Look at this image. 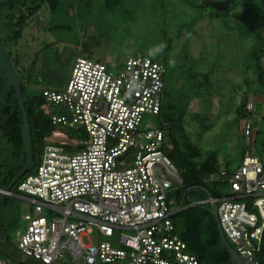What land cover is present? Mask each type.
<instances>
[{
	"label": "built area",
	"instance_id": "built-area-1",
	"mask_svg": "<svg viewBox=\"0 0 264 264\" xmlns=\"http://www.w3.org/2000/svg\"><path fill=\"white\" fill-rule=\"evenodd\" d=\"M165 72L163 63L139 52L120 65L77 56L62 90H42L39 108L52 130L38 164L13 184L15 193L0 188L1 198L29 203L16 247L0 240V264H204L171 220L185 206L211 212L235 264H259L263 164L245 149L237 165L217 166L201 182L185 184L162 151L163 121L140 128L145 115L159 113ZM253 109L245 95L246 146ZM212 184L223 185L219 194L209 193ZM192 190L202 196L191 198ZM182 200L187 204L180 206Z\"/></svg>",
	"mask_w": 264,
	"mask_h": 264
},
{
	"label": "rangeland",
	"instance_id": "rangeland-1",
	"mask_svg": "<svg viewBox=\"0 0 264 264\" xmlns=\"http://www.w3.org/2000/svg\"><path fill=\"white\" fill-rule=\"evenodd\" d=\"M200 1L58 0L54 11L43 4L25 20L16 43L4 41V46L19 83L39 91L62 90L77 56L120 65L137 52L150 57L164 55L167 84L185 93L201 94L190 98L188 109L201 113L205 122L184 119L188 138L201 154L212 152L218 166L232 167L247 149L260 158L264 167V104L260 105L264 77L258 80L259 68L264 76V56L256 60L253 55L255 50L264 52V36H257L255 28H237L242 21L247 26H253V21L256 24L252 6L260 3L254 0L251 6L236 0L227 12H218L199 5ZM10 6L15 10L19 3ZM193 68L207 76L210 83L205 90L184 86L188 69ZM244 90L254 105L248 146L235 111ZM145 122L159 125L152 115L143 117L141 129ZM62 131L68 136L73 134ZM167 148L170 150L171 144ZM9 149L10 144L0 137V155ZM38 153H34L25 174L39 161ZM6 185L0 184V188ZM11 191L15 193V185ZM27 207L29 203L18 196L0 195V240L8 248L17 245L16 238L25 225L21 213Z\"/></svg>",
	"mask_w": 264,
	"mask_h": 264
},
{
	"label": "trees",
	"instance_id": "trees-1",
	"mask_svg": "<svg viewBox=\"0 0 264 264\" xmlns=\"http://www.w3.org/2000/svg\"><path fill=\"white\" fill-rule=\"evenodd\" d=\"M244 1L250 3L248 5L252 6L254 0H243V4ZM43 4H46L50 10L54 11L58 4V0H25L19 2V6L15 10L11 9L12 6L3 7L0 12V36L3 44L4 41H8L10 44L16 43V39L19 37L20 30L25 20L35 14ZM230 5H236V0ZM242 6L244 8V5ZM252 9L254 10V14L258 15L264 21V14L261 7L255 5L252 6ZM227 11L228 10L225 12ZM253 55H255L256 60H258L259 57L264 56V52L255 50ZM150 58L160 62L162 61L161 63L164 65V55H154ZM1 66L2 62L0 60V70ZM259 70L258 80H261L264 76L261 68H259ZM188 72L189 75L187 74V80L184 84L185 87L191 88L194 86L197 90H205V88L209 86L208 83L210 82L205 74L202 72L198 73L195 68H193V70L188 69ZM190 81L192 83H190ZM20 87L30 127L32 158L35 152H39V160L42 148L47 143L44 138L50 134L52 125L49 117L39 108L44 100L42 91L26 87L21 83ZM162 90L160 110L157 115H154L158 118L159 123L160 121L164 123L162 126L164 136L162 151H164L179 169L183 179L182 181L185 184L189 182H201L200 180L217 168L218 163L214 153L207 152L204 156L201 154L199 147L189 140L184 127V119L187 117L201 124L205 122V118L201 113H193L188 109L190 98L200 93L198 91H195V93L190 91L185 93L183 90H176V88L174 89L169 83L167 84L165 76ZM244 102L245 99H242V102L235 109L239 118L242 116ZM22 125L23 119L14 90L9 76L5 72L2 76V84L0 87V137H3L10 144V149L7 150L6 153L0 155V184H7L25 160L26 150L23 140ZM34 142H36V144H34ZM168 143L171 144L170 150L167 148ZM38 162L39 161L34 164L32 169H29V172L35 168ZM220 185L221 184H212L208 186L207 190L211 195H217L223 186ZM180 193V191L175 192L177 201L180 199ZM189 193L191 198L199 197V195L196 194L198 193L196 190H192ZM177 204L179 206V202ZM186 204L187 201L182 200L180 206ZM175 207H177V205H175ZM171 220L174 224L176 233L186 243L187 250L199 255L204 264H235L230 257L227 247L223 241H221L222 239L220 238L213 215L211 212L207 211L205 207L185 206L173 212ZM260 241L261 244L256 257L259 264H264V229Z\"/></svg>",
	"mask_w": 264,
	"mask_h": 264
},
{
	"label": "water",
	"instance_id": "water-1",
	"mask_svg": "<svg viewBox=\"0 0 264 264\" xmlns=\"http://www.w3.org/2000/svg\"><path fill=\"white\" fill-rule=\"evenodd\" d=\"M22 1L24 0L0 1V12L3 7L10 6L12 4H16ZM258 2L260 3L261 9L264 14V0H258ZM232 3H234V0H201L199 5L203 7H211L214 10H218V11H226L229 5ZM0 60L2 62V66L0 70V87L2 84V76L6 72L11 81L14 94L17 100V104H18V107L22 115V119H23L22 133H23V140H24L25 150H26V156H25V160L23 164L17 170V172L13 175V177L10 179V181L7 183L5 187L6 189H10L13 186V184L26 172V170L30 166L31 159H32L31 136H30V127H29L28 117H27V114L24 108V100H23L22 93H21L20 83L11 65L9 55L4 47L1 36H0ZM0 246L2 248L5 246L2 241H0ZM15 255L19 256V252H15Z\"/></svg>",
	"mask_w": 264,
	"mask_h": 264
},
{
	"label": "crops",
	"instance_id": "crops-1",
	"mask_svg": "<svg viewBox=\"0 0 264 264\" xmlns=\"http://www.w3.org/2000/svg\"><path fill=\"white\" fill-rule=\"evenodd\" d=\"M242 4V3H241ZM242 6V5H241ZM229 7H230V5H229ZM229 7L227 8V10H229ZM243 10V9H242ZM245 10V9H244ZM243 10V11H244ZM254 13V12H253ZM254 15V18H255V21H256V24H255V22L253 21V26H250V25H245L246 23L244 22V21H242L241 23H239L238 24V30H240V29H243V30H251L252 28H255L256 30H257V36H264V21L258 16V15H255V14H253ZM243 16H245V15H243ZM241 19H245L244 17H242ZM263 28L260 32H259V29L260 28ZM259 32V33H258ZM241 35H243V34H241ZM257 36H256V38H257ZM243 37V41H244V37L245 36H242ZM250 46L253 44H251V43H248ZM254 45V44H253ZM255 46V45H254ZM259 48V47H258ZM264 88V87H263ZM262 91L264 90V89H261ZM242 94H243V96H242V99H245V96L244 95H250L249 94V92H247L246 90H244L243 92H242ZM261 99H263V96H262V98ZM264 104V99L263 100H261L260 101V105H263Z\"/></svg>",
	"mask_w": 264,
	"mask_h": 264
},
{
	"label": "clouds",
	"instance_id": "clouds-1",
	"mask_svg": "<svg viewBox=\"0 0 264 264\" xmlns=\"http://www.w3.org/2000/svg\"><path fill=\"white\" fill-rule=\"evenodd\" d=\"M160 47L163 48V47H165V46H164V45H161Z\"/></svg>",
	"mask_w": 264,
	"mask_h": 264
}]
</instances>
